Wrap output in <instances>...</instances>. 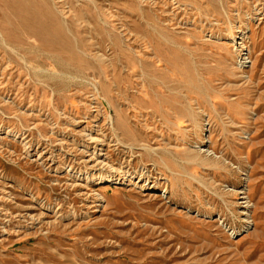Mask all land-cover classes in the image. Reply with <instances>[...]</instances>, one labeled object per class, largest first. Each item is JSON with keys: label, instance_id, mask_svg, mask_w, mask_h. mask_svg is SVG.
I'll list each match as a JSON object with an SVG mask.
<instances>
[{"label": "rangeland", "instance_id": "1", "mask_svg": "<svg viewBox=\"0 0 264 264\" xmlns=\"http://www.w3.org/2000/svg\"><path fill=\"white\" fill-rule=\"evenodd\" d=\"M20 2L0 264H264V0Z\"/></svg>", "mask_w": 264, "mask_h": 264}, {"label": "bare ground", "instance_id": "2", "mask_svg": "<svg viewBox=\"0 0 264 264\" xmlns=\"http://www.w3.org/2000/svg\"><path fill=\"white\" fill-rule=\"evenodd\" d=\"M13 1V6H14V8L18 11V10H24L25 9V4L23 3H21L20 2V0H12ZM24 11H26V10H24ZM33 18H35V21H34V19L33 18H31V19H26L25 17H24V19H22V24H23V27L25 28V30H26V33L28 34L27 36H36V37H40V39H42V40H44V37H42L43 35V33L42 32H48V31H51V29L53 28V26H51V23H43V21H41V20H39V22H38V24H36L35 22H36V16L35 15H33L32 16ZM26 36V35H25ZM0 37H1V39L4 41V42H7L8 43V41L6 40V38H5V35L3 34V32H2V30L0 29ZM59 38V37H58ZM241 38V37H240ZM57 39V38H56ZM241 39H244L243 38V36H242V38ZM242 44L243 43V41H236V44ZM95 91H98L97 90V88H95ZM95 94H96V92H95ZM149 150H151V151H155L153 148L151 149H149ZM162 161H163V163L168 167L169 166V164H168V162H167V160L165 159V158H162ZM98 178H99V180L101 181V182H110V181H112L114 178L111 176V175H106V176H102V175H100V176H98Z\"/></svg>", "mask_w": 264, "mask_h": 264}]
</instances>
